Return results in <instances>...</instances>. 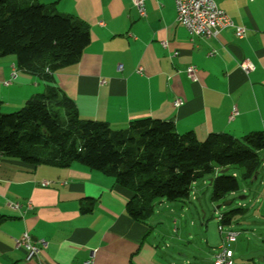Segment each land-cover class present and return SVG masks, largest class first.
Wrapping results in <instances>:
<instances>
[{"label": "crops", "instance_id": "0c3cea01", "mask_svg": "<svg viewBox=\"0 0 264 264\" xmlns=\"http://www.w3.org/2000/svg\"><path fill=\"white\" fill-rule=\"evenodd\" d=\"M214 1L245 27L244 37L232 27L216 37L190 35L176 20L173 0H144V16L131 0H38L84 21L89 43L80 60L55 71L51 81L17 67L13 56L0 57L1 106L16 110L53 85L73 100L80 118L113 129L152 117L198 140L213 132H264V0ZM244 61L253 69L245 72ZM188 66L195 67L194 80ZM260 156L264 169V149ZM260 186L262 197L264 177ZM131 196L111 175L76 162L33 165L0 155V264H167L151 227L127 215ZM229 224L224 227L232 229ZM24 231L33 244L46 242L38 255L16 246ZM238 237L229 244L232 264L264 259V248ZM256 239L264 244V231ZM187 262L180 264H204Z\"/></svg>", "mask_w": 264, "mask_h": 264}, {"label": "trees", "instance_id": "16d2710c", "mask_svg": "<svg viewBox=\"0 0 264 264\" xmlns=\"http://www.w3.org/2000/svg\"><path fill=\"white\" fill-rule=\"evenodd\" d=\"M89 40L84 21L52 4L0 0V57L13 56L21 69L51 81L55 71L80 60ZM263 149L262 131L241 137L213 132L198 140L191 131L177 133L172 121L152 117L113 129L105 121L80 118L73 100L53 85L12 112L3 113L0 103V155L33 165L76 162L111 175L132 192L125 210L141 223L152 215L156 200H184L198 180L208 181L211 198L217 199L239 189L238 177L250 182L256 174L257 179ZM233 167L239 174L229 172ZM242 210L222 214L219 223L229 224Z\"/></svg>", "mask_w": 264, "mask_h": 264}, {"label": "rangeland", "instance_id": "374dc122", "mask_svg": "<svg viewBox=\"0 0 264 264\" xmlns=\"http://www.w3.org/2000/svg\"><path fill=\"white\" fill-rule=\"evenodd\" d=\"M1 111L9 113L14 110L8 111L2 105ZM232 170L237 174L240 172L235 167L230 168L229 172ZM207 176L206 179L210 178ZM263 177L264 169H260L257 179L250 182L238 177L239 189L217 199L211 198L212 189L208 181L203 183V180H198L196 185L192 184L190 194L184 200H156L152 215L145 223L151 227L152 239L158 243L167 264H180L186 260L211 264L221 243L219 218L222 214L239 208L241 204L242 212L230 216L229 226L240 232L238 241L242 236H249L251 243L264 248V244L256 239L257 233L264 231V209L256 201L261 194L260 181ZM242 195L245 197L239 199ZM254 262L264 264V259L258 261L257 256Z\"/></svg>", "mask_w": 264, "mask_h": 264}, {"label": "built area", "instance_id": "2783aa9c", "mask_svg": "<svg viewBox=\"0 0 264 264\" xmlns=\"http://www.w3.org/2000/svg\"><path fill=\"white\" fill-rule=\"evenodd\" d=\"M131 1L138 13L144 16V0ZM173 2L176 10V20L185 27L190 35L216 37L219 31L226 27H232L237 38H242L245 35V27L235 25L224 10L217 6L214 0H173ZM240 67L245 72L253 69V65L248 61L242 62ZM137 71L140 72L141 68H137ZM194 72V66H188L186 68V74L192 80L195 79ZM4 84H8V82L6 81ZM180 103L179 99L173 101L174 106H178ZM236 113V110L233 109L229 115V119H232ZM46 183L45 181L42 182V184ZM256 201L260 202L264 207V196L256 198ZM6 204L12 209L20 208V204L17 202H7ZM27 207L29 206L27 205ZM218 230L222 235V240L218 246V250L213 255V264H232L233 252L229 248V244L236 240L240 232L227 229L220 223L218 225ZM15 244L16 246L24 247L34 255H38L41 249L46 247V242L44 240H38L37 245L33 244L28 233L25 231L15 241Z\"/></svg>", "mask_w": 264, "mask_h": 264}, {"label": "water", "instance_id": "95a60500", "mask_svg": "<svg viewBox=\"0 0 264 264\" xmlns=\"http://www.w3.org/2000/svg\"><path fill=\"white\" fill-rule=\"evenodd\" d=\"M228 170V168H224V169H221L219 172L220 173H224V172H226ZM256 174L253 176V179L251 180V181H253V180H255L256 179ZM211 181V180H210ZM209 181V182H210ZM245 196L244 195H242V196H239V199H243Z\"/></svg>", "mask_w": 264, "mask_h": 264}]
</instances>
